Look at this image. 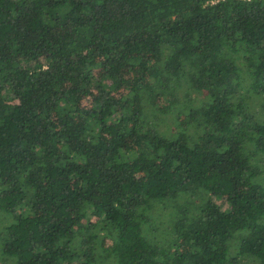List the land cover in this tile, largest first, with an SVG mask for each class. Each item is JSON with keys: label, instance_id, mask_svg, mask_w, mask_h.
<instances>
[{"label": "trees", "instance_id": "obj_1", "mask_svg": "<svg viewBox=\"0 0 264 264\" xmlns=\"http://www.w3.org/2000/svg\"><path fill=\"white\" fill-rule=\"evenodd\" d=\"M0 264H264V0H0Z\"/></svg>", "mask_w": 264, "mask_h": 264}, {"label": "rangeland", "instance_id": "obj_2", "mask_svg": "<svg viewBox=\"0 0 264 264\" xmlns=\"http://www.w3.org/2000/svg\"><path fill=\"white\" fill-rule=\"evenodd\" d=\"M193 168H194V167H193ZM199 171L201 172V176H202V178H203V179L206 178V176L208 175L207 170H205L204 168H199ZM153 219H154V222H155V223L158 222V220H157L156 217H153Z\"/></svg>", "mask_w": 264, "mask_h": 264}]
</instances>
